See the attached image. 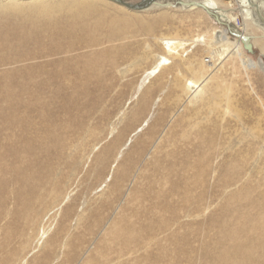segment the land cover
<instances>
[{"label":"rangeland","instance_id":"obj_1","mask_svg":"<svg viewBox=\"0 0 264 264\" xmlns=\"http://www.w3.org/2000/svg\"><path fill=\"white\" fill-rule=\"evenodd\" d=\"M179 15L93 48L85 73L27 76L0 53V264H218L232 234L264 224V73L221 70L215 104L183 103L177 79L150 74L166 55L152 37H185Z\"/></svg>","mask_w":264,"mask_h":264},{"label":"bare ground","instance_id":"obj_2","mask_svg":"<svg viewBox=\"0 0 264 264\" xmlns=\"http://www.w3.org/2000/svg\"><path fill=\"white\" fill-rule=\"evenodd\" d=\"M122 1L123 4L116 0H0V53L7 54L1 61L4 65L28 63L29 66L21 70L27 76L47 67L57 70L60 66L74 74L85 73L90 67L101 65L98 57L104 52H95L97 47L128 33L153 35L161 25H174L173 16L178 13L176 22L179 25L170 30L172 35L181 32L185 37L181 33L179 39L163 34L152 37L153 45L161 47L166 55H154L157 63L150 74L160 72L161 77L177 79L185 96L183 103L199 100L204 103L214 101L215 104L218 83L223 78L219 74L223 71L231 77L241 72L249 77L252 69L261 71L243 46L250 44L264 56L262 0H156L157 5H140L138 8L128 5L139 4L141 0ZM232 2L236 3V9L232 8ZM233 13L242 18L241 25L235 23ZM187 21L189 24L183 26ZM205 21L211 27L204 34H191L194 24L201 26ZM105 30L106 38L99 40L98 33ZM73 39L75 41L69 45L61 43ZM197 41L207 54L208 64L204 57L195 60L197 55L186 47ZM82 49H92L95 53L84 55L86 61L81 64L79 61L69 64L72 59L58 61L55 58ZM248 233L246 240L237 234L231 235V245L220 252L218 264H264V224H253Z\"/></svg>","mask_w":264,"mask_h":264},{"label":"water","instance_id":"obj_3","mask_svg":"<svg viewBox=\"0 0 264 264\" xmlns=\"http://www.w3.org/2000/svg\"><path fill=\"white\" fill-rule=\"evenodd\" d=\"M155 1L156 0H141L139 4H136V5H128V7L129 8H138V6H140V5L156 4V3H154ZM116 2H118L119 4H123L124 3L122 0H116ZM246 48H249V46H247ZM256 61H257L258 65H259L260 70L262 72H264V56L259 53L256 56Z\"/></svg>","mask_w":264,"mask_h":264}]
</instances>
